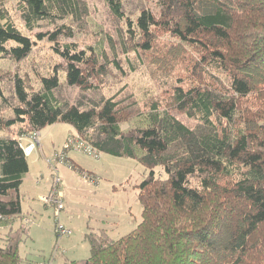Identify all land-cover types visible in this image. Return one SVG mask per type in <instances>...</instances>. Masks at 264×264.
Listing matches in <instances>:
<instances>
[{
    "label": "trees",
    "instance_id": "16d2710c",
    "mask_svg": "<svg viewBox=\"0 0 264 264\" xmlns=\"http://www.w3.org/2000/svg\"><path fill=\"white\" fill-rule=\"evenodd\" d=\"M101 1L114 29L91 35L80 50L69 40L88 35L85 0H0V62L18 68L29 59L42 25L56 27L46 42L64 60L46 76L15 72L10 97L0 85V224L21 217L19 187L28 172L18 139L4 131L26 123L28 137L62 123L99 153L149 169L138 185L137 227L117 240L87 232L89 257L68 264H264V0H135L133 12L127 0ZM164 35L167 43L159 41ZM187 49L195 85L174 87L167 108L151 102L144 111L133 95L94 101L83 94L102 90L113 72H136L148 54L165 72L179 62L188 68ZM209 69L225 74L226 93L212 94ZM64 84L82 92L74 104L57 94ZM251 96L256 109L244 107ZM171 108L217 131L196 158L168 153L190 134ZM157 166L164 178L154 174ZM21 226L7 233L0 264H27L19 256L28 229Z\"/></svg>",
    "mask_w": 264,
    "mask_h": 264
},
{
    "label": "rangeland",
    "instance_id": "374dc122",
    "mask_svg": "<svg viewBox=\"0 0 264 264\" xmlns=\"http://www.w3.org/2000/svg\"><path fill=\"white\" fill-rule=\"evenodd\" d=\"M85 1L90 13L88 35L78 33L69 40L77 43L80 50L88 43H92L91 35L112 32L115 26L103 1ZM6 5L13 6L11 2H7ZM125 5L128 12H133L137 4L135 0H127ZM60 24L61 22L58 23ZM55 29V26L42 25L34 31L33 35L40 34L44 37L40 42H36L30 54L31 57L20 63V72L19 67L13 66L12 62H0V85L6 96L10 97L11 77L15 72L24 73L34 69L41 76H46L49 72L51 73L53 66H64L62 57L52 54L46 42L48 34ZM159 41L167 43L168 36H162ZM54 48L59 49L61 54L65 53L60 47ZM191 54V51L187 49L185 55L188 68L184 63L179 62L173 64L169 72L162 70L153 63V60L150 62V54H148L145 65L134 67L136 72L128 71V68L132 69L134 63L126 64L127 68L124 67V69L128 73L123 77L120 73L113 72L112 76L106 78V84L102 90L94 89L96 84H93L94 90L83 94H86V99L94 101L102 96L105 98L119 94L126 98L133 95L139 106L144 107L141 108L144 111L151 102H157L160 108H167L166 105L174 87L181 86L187 89L195 85L192 82L195 73L189 70L194 61L192 58L195 59V55ZM208 75L211 79L208 80L207 86H213L216 89L212 94L221 95L219 91L226 93L228 83L225 74L209 69ZM34 85L36 87V83ZM81 93L78 88L68 87L65 84L57 91L59 97L70 104H74ZM243 101H245L244 107L250 109H256L259 105L254 96ZM171 110L174 117L188 128L190 134L181 136L180 140L170 147L168 153L175 157L187 155L191 159L196 158L203 149H207V146L205 148L204 146L209 141L212 142L217 131L198 125L197 121L187 119L173 108ZM218 127L222 128L220 123ZM27 129L29 128L26 123H23L4 132L9 137L18 139L28 162V172L25 174L21 194L20 192L19 194L23 214H27L30 219L8 218L7 225L0 224V247L5 245L9 231L13 232L23 225L28 229L19 245V256L22 261L27 264H68L89 257V246L84 241V235L87 232L104 230L110 239L117 240L137 227L141 222V207L137 200L138 185L148 175L149 169L132 159L116 158L103 153L99 154L98 159H92L74 150L66 152L63 163L57 159L55 162L52 153L61 152L64 142L68 135L74 133V129L62 123L48 125L39 131V144L27 137ZM51 158L53 163H56L55 169L61 178L59 189L62 193V208L59 215L55 214L53 208L46 207L42 202L51 188V168L47 163V159ZM68 158L79 166L81 172L78 167L74 168ZM153 171L156 177H165L160 167H154ZM85 174L90 178H87ZM193 184H196L194 180ZM21 195H23V201ZM58 223L69 229L71 235L58 238L55 234Z\"/></svg>",
    "mask_w": 264,
    "mask_h": 264
},
{
    "label": "built area",
    "instance_id": "2783aa9c",
    "mask_svg": "<svg viewBox=\"0 0 264 264\" xmlns=\"http://www.w3.org/2000/svg\"><path fill=\"white\" fill-rule=\"evenodd\" d=\"M28 138L34 140L37 144H39L38 142L39 133L38 132L30 134ZM72 150L80 152L81 154L89 158H92V159H98L99 154H100L90 144L82 140L78 135L70 134L68 135L66 141L64 142L61 152L52 153V157L55 159V162L57 159V161L63 163L65 160L66 152H69ZM47 163L51 168L52 182H51L50 191L48 195H46V197L42 199V202H43V205H45L46 207L53 208L55 214L59 215V212L61 211V208H62L61 193L59 189L60 184H61V178L56 172V169H55L56 163L55 164L53 163L52 158L47 159ZM85 176L87 178H90V176H87V174H85ZM55 234L57 235L58 238H61L65 236H70L71 231L58 223L55 228Z\"/></svg>",
    "mask_w": 264,
    "mask_h": 264
},
{
    "label": "crops",
    "instance_id": "0c3cea01",
    "mask_svg": "<svg viewBox=\"0 0 264 264\" xmlns=\"http://www.w3.org/2000/svg\"><path fill=\"white\" fill-rule=\"evenodd\" d=\"M38 142H39V140H38ZM54 153V152H53ZM68 160L71 162V164H73L74 165V168L75 167H78V170H80V168H79V166L77 165V164H75V162L70 158H68ZM28 163V162H27ZM81 171V170H80ZM50 176V175H49ZM94 176V175H93ZM25 177V176H24ZM95 177V176H94ZM23 182H24V178H23V180H22V183H21V185H20V187H19V192H20V194H21V188H22V186H23ZM36 184H38V180H36ZM62 194V193H61ZM41 195H44V194H41ZM22 196V201H23V195H21ZM40 196V195H39ZM62 197H63V195H62ZM21 217H25V218H28V219H30L28 216H27V214L25 215V214H23V210H22V203H21Z\"/></svg>",
    "mask_w": 264,
    "mask_h": 264
}]
</instances>
